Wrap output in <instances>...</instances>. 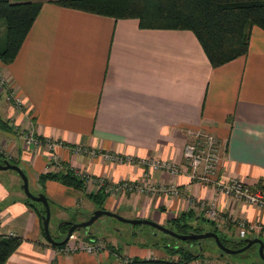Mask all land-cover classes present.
<instances>
[{
    "label": "crops",
    "instance_id": "1",
    "mask_svg": "<svg viewBox=\"0 0 264 264\" xmlns=\"http://www.w3.org/2000/svg\"><path fill=\"white\" fill-rule=\"evenodd\" d=\"M0 77L22 100L17 109L0 86V119L6 122L0 127V154L20 166L36 192H41L38 174L51 171L52 161L76 175L142 180L145 169L138 160L182 161L187 134L197 130L223 143V176L250 185L264 181V30L257 26L246 54L212 67L190 30L140 28L133 18L114 19L44 1L14 60L0 61ZM30 121L37 136L56 144L53 151L25 145L20 133ZM104 152L134 162L108 161ZM10 170L0 169V234L22 241L3 264H122L133 256H163L162 250L140 245L124 250L114 245L111 251L103 239L94 253L53 247L26 201L19 175ZM151 176L167 179L155 171ZM43 182L58 213L69 204L82 221L99 208L88 207L94 187L87 191L51 179ZM175 182L176 197L107 192L105 202L124 217L164 225L187 210L199 215L191 199L214 200L222 212L223 233L238 237L237 220L244 218L254 227L246 237L264 238V209L234 203L187 174ZM83 206L91 208L89 215L78 210Z\"/></svg>",
    "mask_w": 264,
    "mask_h": 264
},
{
    "label": "trees",
    "instance_id": "2",
    "mask_svg": "<svg viewBox=\"0 0 264 264\" xmlns=\"http://www.w3.org/2000/svg\"><path fill=\"white\" fill-rule=\"evenodd\" d=\"M44 1L114 19L133 18L138 21L140 28L190 30L196 36L212 67L246 54L253 26L264 30V0H0V19L4 22L5 31V41L0 46L2 63L7 64L14 60ZM5 126L6 122L0 119V127ZM2 160L0 154V161ZM47 179L77 190L85 189V179L72 170H51L38 174L40 182ZM263 184L262 180L256 183L257 186ZM104 188L101 186L95 192L88 193V197L99 208H104L102 204L108 197ZM26 201L37 213L41 223L44 208L39 209L36 202L27 197ZM49 201L53 203L50 199ZM168 221L176 227L169 229L181 234L214 231L221 242L230 248L243 246L244 239L247 238L229 237L217 229L213 222L193 210L181 212ZM68 227V222H62L59 227L60 232L66 233ZM163 234L170 240L162 246L170 259L133 256L124 259L122 264H206L200 259L203 253L201 244L203 239L180 240ZM83 237L86 240H94V243L99 240V237L93 233ZM209 239L215 244L213 238ZM262 240L264 242V238ZM21 241L22 238L19 236L0 234V264L8 259ZM51 245L61 249L65 244ZM255 245L258 247L257 244ZM108 247L113 251L111 249L113 246ZM218 250L224 253L219 248ZM260 261L264 264V261L261 259Z\"/></svg>",
    "mask_w": 264,
    "mask_h": 264
},
{
    "label": "built area",
    "instance_id": "3",
    "mask_svg": "<svg viewBox=\"0 0 264 264\" xmlns=\"http://www.w3.org/2000/svg\"><path fill=\"white\" fill-rule=\"evenodd\" d=\"M0 86L6 91L5 99L17 109L21 108L22 100L17 95L7 89L6 81L0 77ZM21 138L25 145L32 147L33 151H38L40 147L45 146L49 151H53L56 144L48 139H43L35 134L33 123L21 131ZM188 139L182 147V161L176 162L165 160L159 157H149L137 161L144 167L142 180L127 181L122 180L113 182L108 178L95 179L85 175V190L91 187L98 189L105 186V190L112 195L121 193H140L154 195L155 193H164L176 197L180 194L175 178L180 174L187 176L196 182L212 187L218 194L232 200L234 203L248 204L258 209H264V184L262 186L250 185L238 177H225L221 173L223 168L222 153L223 143L218 138L205 130L188 132ZM85 150L93 154V150ZM104 159L117 163L134 161L130 157H123L115 153L104 152L101 155ZM54 167L52 170H60V166L52 161ZM159 172L167 176L166 180L156 181L151 176V172ZM87 190V191H88ZM190 207L199 212V214L209 221L213 222L216 227H221L223 222L222 212L218 209L216 202L213 200L191 199ZM238 238L246 237L250 227L246 219L237 220ZM261 229V228H260ZM264 229V227H262ZM101 246L94 242L77 241L75 235H71V241L65 247V251H84L87 253L97 252Z\"/></svg>",
    "mask_w": 264,
    "mask_h": 264
},
{
    "label": "rangeland",
    "instance_id": "4",
    "mask_svg": "<svg viewBox=\"0 0 264 264\" xmlns=\"http://www.w3.org/2000/svg\"><path fill=\"white\" fill-rule=\"evenodd\" d=\"M4 41H5L4 22L2 19H0V46L3 44ZM10 171L13 172V170ZM78 176L82 178L85 177V175H81V174H78ZM39 186L41 192L42 193L45 192L46 194L47 190L44 188V182H39ZM29 189L30 191H32V193H39L36 192L37 190L32 187V184H30ZM88 203H89L88 207H98V205L93 200H90V202L88 201ZM36 204L37 207H39V209L44 208L40 202H36ZM102 205L103 207H105V209H108L107 202H104ZM65 206L67 208L65 207L61 208L60 212L58 213L57 204L50 203L49 231L51 235L57 240L63 239L66 234V233L61 234L60 229L58 228L61 225L60 223L63 219L69 218V220L72 222L75 221L78 222L77 220L79 219L78 217L79 213L74 206L72 208L69 204H66ZM78 210L84 213V215H89L91 213L90 212L91 208H86L85 206L79 207ZM115 211L118 213L119 210L116 209ZM164 225L167 228L173 227L176 229V227L172 223H170V221H165ZM216 228L220 230L221 227L220 228L216 227ZM90 229L92 230L93 234L99 237V240L100 239L105 240L108 246L117 245L120 247L121 250L122 249L124 250L126 245H131V246L140 245L146 248L149 247L150 249L153 248V249L162 250L163 256L161 258L170 259V256L166 254L165 249L162 247L164 246L163 245L164 243L166 242L168 243L170 241L169 238L166 235H164L163 232L156 230L155 228L147 224H131L128 222L120 221L111 216L102 215L90 225ZM262 230L264 231V229ZM83 232H84L83 229H77L74 235L77 239H79V241L80 239H82V241H91L84 239L83 236L85 234L83 235ZM233 238L238 239L237 236ZM99 240L97 243L102 246ZM201 244L203 246V253L200 259L202 260L203 263L206 264H262L257 251L258 247L255 244L239 253H225V252L222 253L221 251L218 250L216 245L209 238L203 239L201 241ZM193 249H195V247H193Z\"/></svg>",
    "mask_w": 264,
    "mask_h": 264
},
{
    "label": "water",
    "instance_id": "5",
    "mask_svg": "<svg viewBox=\"0 0 264 264\" xmlns=\"http://www.w3.org/2000/svg\"><path fill=\"white\" fill-rule=\"evenodd\" d=\"M0 169H12V170H14L19 175V177L22 181L21 188H22L24 194L26 195V197L33 200V201L40 202L43 205L44 213L41 215V223H42L43 233H44L46 239L51 244H54V245L64 244L69 239L70 235L77 229L83 228L85 235L90 234L91 233L90 225L96 219H98L100 216L107 215V216L114 217L120 221L128 222L131 224H147V225L155 228L156 230H159L165 234H168V235L173 236V237L180 239V240L213 238L216 246L225 253H239V252H242V251L248 249L252 245L257 244L258 245V248H257L258 255H259L260 259L262 261H264V242H263L261 237H247L244 239L245 244L243 246H241L239 248H230L221 242L218 234L214 231L207 230V231H203V232H199V233L188 232V233L181 234V233L175 232L172 229L167 228L165 225L157 223L153 220H150L147 218H128V217H124V216L120 215L117 212L115 213V212L108 210V209H105V208L94 209L92 211V213L90 214V216L87 219H84L82 221H78V222L69 221L68 222L69 227L66 230V234H65L64 238L61 240H56L53 238V236L51 235V233L49 231L50 204H49V201H48V198L46 197V195L42 192L34 194L30 191L29 184H28V178H27L26 174L24 173V171L17 164L10 163L9 160L3 159L0 162Z\"/></svg>",
    "mask_w": 264,
    "mask_h": 264
},
{
    "label": "bare ground",
    "instance_id": "6",
    "mask_svg": "<svg viewBox=\"0 0 264 264\" xmlns=\"http://www.w3.org/2000/svg\"><path fill=\"white\" fill-rule=\"evenodd\" d=\"M90 177H92V176H90ZM93 178V177H92ZM103 186V185H102ZM101 187V186H100ZM107 192V191H106ZM47 197V196H46ZM48 201H49V199H48ZM49 204H50V201H49ZM87 219V218H86ZM76 231V230H75ZM75 231L71 234V235H73L74 233H75ZM91 233H92V230H91ZM71 235H70V237H69V239L65 242L66 243V245L64 246V249H65V247L68 245V243L71 241ZM259 237V236H258ZM54 238V237H53ZM245 238V237H244ZM54 239H56V238H54ZM77 239V238H76ZM57 240V239H56ZM77 241H79V239H77ZM80 241H82V239H80ZM92 242L94 241V240H91ZM91 241H84V242H91ZM64 243V244H65ZM101 246V245H100ZM101 248H102V246H101ZM74 252V251H73Z\"/></svg>",
    "mask_w": 264,
    "mask_h": 264
},
{
    "label": "flooded vegetation",
    "instance_id": "7",
    "mask_svg": "<svg viewBox=\"0 0 264 264\" xmlns=\"http://www.w3.org/2000/svg\"><path fill=\"white\" fill-rule=\"evenodd\" d=\"M81 229H83V228H81ZM83 231H84V229H83ZM84 233V232H83ZM62 234V233H61ZM67 243V242H66ZM66 243H65V245H66Z\"/></svg>",
    "mask_w": 264,
    "mask_h": 264
}]
</instances>
